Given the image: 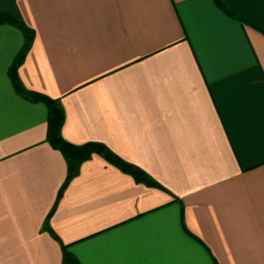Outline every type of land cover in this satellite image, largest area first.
Returning <instances> with one entry per match:
<instances>
[{"label":"crops","instance_id":"crops-1","mask_svg":"<svg viewBox=\"0 0 264 264\" xmlns=\"http://www.w3.org/2000/svg\"><path fill=\"white\" fill-rule=\"evenodd\" d=\"M0 0V264H264V0ZM64 186V188H63Z\"/></svg>","mask_w":264,"mask_h":264},{"label":"trees","instance_id":"trees-1","mask_svg":"<svg viewBox=\"0 0 264 264\" xmlns=\"http://www.w3.org/2000/svg\"><path fill=\"white\" fill-rule=\"evenodd\" d=\"M217 4L230 15L234 13L221 1L216 0ZM12 23L18 26L25 35V42L22 49L16 55L10 69L9 76L13 82L16 91L31 101H40L45 103L48 109V128L47 140L51 145L59 149L64 155L67 166L68 174L64 186L77 175L80 165L87 159L91 158L94 153L101 154L108 161L118 166L125 172L132 174L135 179L152 183L151 178L139 167L125 161L123 158L111 151L107 146L98 142H87L84 144H73L67 141L62 135V127L65 121V111L59 99L51 98L39 92L28 90L24 87L18 76V67L24 60L34 39V31L29 28L25 23L18 20L16 17L9 13H0V24ZM63 186V188H64ZM64 264H79L77 259L69 253L64 247Z\"/></svg>","mask_w":264,"mask_h":264}]
</instances>
